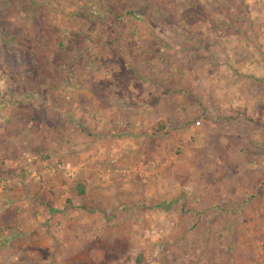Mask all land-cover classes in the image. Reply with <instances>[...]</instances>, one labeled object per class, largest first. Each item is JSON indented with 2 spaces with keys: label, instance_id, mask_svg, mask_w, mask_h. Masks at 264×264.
Instances as JSON below:
<instances>
[{
  "label": "rangeland",
  "instance_id": "rangeland-1",
  "mask_svg": "<svg viewBox=\"0 0 264 264\" xmlns=\"http://www.w3.org/2000/svg\"><path fill=\"white\" fill-rule=\"evenodd\" d=\"M251 5L264 0H0V134L7 160L38 167L7 169L6 191L58 184L54 262L264 264V107L235 118L196 96L213 47L199 29L264 70ZM248 89L264 101L263 79ZM219 119L222 134L195 132Z\"/></svg>",
  "mask_w": 264,
  "mask_h": 264
},
{
  "label": "crops",
  "instance_id": "crops-1",
  "mask_svg": "<svg viewBox=\"0 0 264 264\" xmlns=\"http://www.w3.org/2000/svg\"><path fill=\"white\" fill-rule=\"evenodd\" d=\"M248 8L250 11L257 10L256 12L262 11L264 13V9H257V5H251ZM235 22L238 24L236 26H239L240 22L238 20H235ZM180 23L183 25L182 27L188 28V24L185 21ZM202 23H206L205 20L195 23L194 26L201 27ZM225 23L230 25L231 21L228 20ZM262 23H264V18ZM246 27L247 25H245ZM199 31L202 34L199 37L197 34L196 36L201 40V43L210 40L213 47H211L210 53L200 54L199 56L200 59L204 60V63L203 61L202 63L200 62V65L196 68L198 69L197 74H200V80L198 77L200 82L198 91L202 94L201 96L200 94H196V96L204 100L206 99L205 92H211L207 100L216 101V104L219 106L224 104L223 107H226V112L223 113H226V116L228 114L231 115L230 117L236 118L237 115L241 114L240 111H242L248 116L251 115L250 117H256V111L251 108L260 105V103L263 106L257 107H264V101L255 100L253 106H248L250 97H254L250 93L251 89L249 90L248 88L251 87L252 77L257 78L258 81L264 80V70L256 61L257 59L261 60V58L256 54H249L247 50L242 49L240 51V48L244 46H238V49H235L233 36L227 44H223L221 42H212V39L216 38L206 35L204 30L199 29ZM258 35L261 38L260 42L264 44V24L260 31H258ZM220 46L224 47V50L220 49ZM221 59L222 61L225 60L228 65H231H214L216 62L221 63ZM132 89L133 87H131V91ZM135 103H139L138 105H140L139 100ZM150 105L151 102L148 101V105L146 106L150 107ZM129 117L131 121L136 119V111L129 112ZM161 119L167 125L166 119L164 117ZM222 121L219 119L216 125L211 124L213 131L210 133L200 130V127L196 128L195 132L197 134H222L218 131V125ZM119 151L122 157L129 154L127 148L124 152L119 148ZM18 154L21 156L19 159L7 160L6 134H0V178L6 181L7 169H10L7 171H14L15 169L26 168L29 172L31 170H38V167L33 166L24 158L22 152ZM29 161L31 160L29 159ZM14 180L13 185H10L11 189L7 191L6 188L4 190L0 189V264H57L53 259L54 253L58 248L55 242L57 238L53 236L56 235V232L51 226L57 222L58 213L55 212V206L58 202V184L49 193L46 189L40 190L31 180L29 184L23 177H14ZM51 185L54 186L55 182Z\"/></svg>",
  "mask_w": 264,
  "mask_h": 264
},
{
  "label": "trees",
  "instance_id": "trees-1",
  "mask_svg": "<svg viewBox=\"0 0 264 264\" xmlns=\"http://www.w3.org/2000/svg\"><path fill=\"white\" fill-rule=\"evenodd\" d=\"M189 13L190 12L188 11L186 13V15L188 16ZM153 129L156 132H161L164 129H166V123L164 121H159L158 123H156L153 126ZM75 189H76V192L78 193L79 197H81V198L87 197V185H86V182L84 180L78 182ZM140 262H142V260H140Z\"/></svg>",
  "mask_w": 264,
  "mask_h": 264
},
{
  "label": "built area",
  "instance_id": "built-area-1",
  "mask_svg": "<svg viewBox=\"0 0 264 264\" xmlns=\"http://www.w3.org/2000/svg\"><path fill=\"white\" fill-rule=\"evenodd\" d=\"M59 168L62 169L63 166L59 165ZM7 187H8V183L4 179L0 178V189L4 190Z\"/></svg>",
  "mask_w": 264,
  "mask_h": 264
}]
</instances>
